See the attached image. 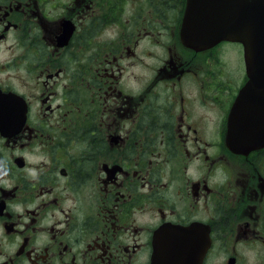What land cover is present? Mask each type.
I'll return each mask as SVG.
<instances>
[{
  "label": "flooded vegetation",
  "instance_id": "obj_1",
  "mask_svg": "<svg viewBox=\"0 0 264 264\" xmlns=\"http://www.w3.org/2000/svg\"><path fill=\"white\" fill-rule=\"evenodd\" d=\"M188 1L0 0V264H151L162 226L264 264V145L226 142L242 46L184 47Z\"/></svg>",
  "mask_w": 264,
  "mask_h": 264
},
{
  "label": "water",
  "instance_id": "obj_2",
  "mask_svg": "<svg viewBox=\"0 0 264 264\" xmlns=\"http://www.w3.org/2000/svg\"><path fill=\"white\" fill-rule=\"evenodd\" d=\"M185 46L202 49L218 41L239 42L244 48L249 78L230 114L242 115L238 131L250 136L243 142L249 148L264 141V0H189L181 29ZM18 100V98H14ZM251 132L252 135L249 133ZM238 139V138H237ZM237 140L228 139L232 146ZM257 143V144H256ZM155 264H184L171 257L168 249L156 242Z\"/></svg>",
  "mask_w": 264,
  "mask_h": 264
},
{
  "label": "rangeland",
  "instance_id": "obj_3",
  "mask_svg": "<svg viewBox=\"0 0 264 264\" xmlns=\"http://www.w3.org/2000/svg\"><path fill=\"white\" fill-rule=\"evenodd\" d=\"M227 52H228V50L225 49V50H224V54H223V58H226V57H227V56H226V55H227ZM228 65H229V64H228ZM242 69H244L243 65H242Z\"/></svg>",
  "mask_w": 264,
  "mask_h": 264
}]
</instances>
